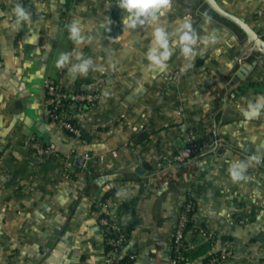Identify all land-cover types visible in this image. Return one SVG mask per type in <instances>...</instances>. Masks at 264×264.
Instances as JSON below:
<instances>
[{
  "label": "crops",
  "instance_id": "0c3cea01",
  "mask_svg": "<svg viewBox=\"0 0 264 264\" xmlns=\"http://www.w3.org/2000/svg\"><path fill=\"white\" fill-rule=\"evenodd\" d=\"M15 2L31 12V27L3 26L14 22ZM217 2L263 36L264 0ZM123 15L116 0H0V264H109L105 210L113 224L130 228L121 257L171 264L176 220L189 197L193 225L234 244V256L219 264L264 263V114L246 121L240 111L264 91L239 90L251 81L264 85V56L205 0H172L161 17L169 31L190 15L201 36L215 29L220 41L186 71L177 49L168 72L154 74L145 56L153 28L124 30ZM73 19L90 43L68 39L65 25ZM215 48L223 49L219 57ZM61 52H82L105 71L72 78L55 67ZM46 78L73 91L102 84L95 106L64 111L80 138L49 119ZM191 133L201 152L185 166L171 164ZM32 137L52 151L35 156ZM86 153V166L76 164ZM253 155L260 163L234 182L229 163ZM190 235L198 245L188 264H208L210 241Z\"/></svg>",
  "mask_w": 264,
  "mask_h": 264
},
{
  "label": "clouds",
  "instance_id": "9594fccd",
  "mask_svg": "<svg viewBox=\"0 0 264 264\" xmlns=\"http://www.w3.org/2000/svg\"><path fill=\"white\" fill-rule=\"evenodd\" d=\"M118 7L124 12L122 24L125 29L135 30L138 27L150 26L153 28L152 39L148 50L145 54L148 61L147 70L154 74H163L168 72V61L173 54L179 49L180 55L189 63H187L181 71H186L192 67V61L197 55H204L210 46L216 45L220 41L217 31L213 29L201 36L193 27V20L190 15H186L183 19L177 21V27L169 31L162 24L161 17L172 8V0H116ZM11 15L14 22L9 23L5 20L3 26L5 28H14L19 31L27 25H32V15L28 8L21 2H15L11 7ZM112 23L109 19V25ZM212 23L211 17H207L204 21L205 25ZM107 26V25H105ZM68 32V39L73 44L79 46L85 42H91V37L85 35V28L78 19H73L70 24L65 25ZM207 31V29H205ZM202 46V47H201ZM223 49L215 48L214 54L219 57ZM73 58L75 63H72ZM57 69H67V73L75 78L76 76H87L89 71H99L103 73V67L96 66L91 57H85L82 52H61L55 60ZM108 93L105 92L104 96ZM242 116L246 121L259 119L264 114V96L257 97L255 102L249 101L246 108L240 109ZM252 162L260 163L259 157L253 155L248 158V162L242 160H234L229 163L228 173L234 182L245 179V172ZM117 195H120L118 193Z\"/></svg>",
  "mask_w": 264,
  "mask_h": 264
},
{
  "label": "built area",
  "instance_id": "2783aa9c",
  "mask_svg": "<svg viewBox=\"0 0 264 264\" xmlns=\"http://www.w3.org/2000/svg\"><path fill=\"white\" fill-rule=\"evenodd\" d=\"M264 38V34L262 36ZM3 66V61L0 58V67ZM47 98L49 100V119L57 122L63 126L72 136L80 138L81 130L79 126L72 120L64 116L65 109L70 105L79 107H92L97 104L103 95L102 84H98L91 89H82L79 91L70 90L52 78H46L43 82ZM30 148L35 156H44L52 151V148L46 146L43 140L32 137L30 141ZM202 150L201 145L195 139L193 133L190 134L188 142L185 146L180 148L171 160V164L186 165ZM92 158L90 153L83 155V164L86 166L87 162ZM195 201L189 197L186 199L183 207L178 214L174 238L172 244V258L171 264H188L192 260V252L197 248V242L193 240L190 233L200 235L208 238L211 244V252L208 256V264H219L229 260L235 254L234 244L230 239L222 238L218 240L216 236L210 233L205 226L193 225V207ZM99 207L106 208L103 201L98 204ZM100 224L105 232V244L110 247L107 252V260L109 264L118 263L122 258L120 245L127 240L128 232L125 227L113 224L109 218L108 210L100 218ZM220 241L221 248L216 250V243ZM131 258L134 256L128 254ZM264 264V263H256Z\"/></svg>",
  "mask_w": 264,
  "mask_h": 264
},
{
  "label": "water",
  "instance_id": "95a60500",
  "mask_svg": "<svg viewBox=\"0 0 264 264\" xmlns=\"http://www.w3.org/2000/svg\"><path fill=\"white\" fill-rule=\"evenodd\" d=\"M208 5L218 14L221 16L229 19L230 21L234 22L238 25L247 35L248 42L252 46V51H258L264 56V38L258 34L246 21L240 19L236 15L226 11L218 2L217 0H205ZM76 164L82 165L83 158L78 157L76 159Z\"/></svg>",
  "mask_w": 264,
  "mask_h": 264
},
{
  "label": "trees",
  "instance_id": "16d2710c",
  "mask_svg": "<svg viewBox=\"0 0 264 264\" xmlns=\"http://www.w3.org/2000/svg\"><path fill=\"white\" fill-rule=\"evenodd\" d=\"M239 90H240L241 94L249 95L254 91L255 92H263L264 91V85H261L259 82L251 81V82H248L247 84L240 85ZM195 211H196V204H194L193 213H195ZM126 230L128 232V236H129L130 228H126ZM105 250H106V253L110 250V247L106 244H105ZM131 263H132L131 259L128 258V256H126V257L124 256L119 260L118 263H114V264H131Z\"/></svg>",
  "mask_w": 264,
  "mask_h": 264
}]
</instances>
